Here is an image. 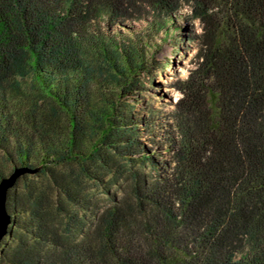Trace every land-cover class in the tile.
I'll return each instance as SVG.
<instances>
[{"label": "trees", "instance_id": "trees-1", "mask_svg": "<svg viewBox=\"0 0 264 264\" xmlns=\"http://www.w3.org/2000/svg\"><path fill=\"white\" fill-rule=\"evenodd\" d=\"M178 29L197 51L162 112ZM15 167L0 264H264V0H0Z\"/></svg>", "mask_w": 264, "mask_h": 264}, {"label": "rangeland", "instance_id": "rangeland-1", "mask_svg": "<svg viewBox=\"0 0 264 264\" xmlns=\"http://www.w3.org/2000/svg\"><path fill=\"white\" fill-rule=\"evenodd\" d=\"M182 11L187 15L189 12L188 5L182 7ZM188 26H195L196 32L201 30V23L198 19H185L182 16L179 17L178 24ZM183 29H178L174 31L172 35L169 36V39L165 41L160 51L158 52V57L164 61V67L158 71L156 75V82L158 86V94L152 95L148 94L150 102L155 107H158L162 112H168L172 110V102L178 97V93L173 89L168 87V82L171 79L176 77H184L189 72V69L192 67L195 60V53L197 51V42L191 37L185 35L184 33H190L191 31H185ZM182 33L184 35H182ZM173 37V39H171ZM90 195H93L99 205H106L108 203V198L105 197L102 190L88 182L86 184Z\"/></svg>", "mask_w": 264, "mask_h": 264}, {"label": "water", "instance_id": "water-1", "mask_svg": "<svg viewBox=\"0 0 264 264\" xmlns=\"http://www.w3.org/2000/svg\"><path fill=\"white\" fill-rule=\"evenodd\" d=\"M28 172H33V170L26 167H15L9 175L0 179V241L7 234L8 225L11 222L6 208L7 192L21 175Z\"/></svg>", "mask_w": 264, "mask_h": 264}]
</instances>
